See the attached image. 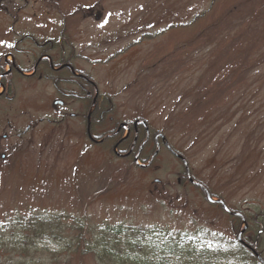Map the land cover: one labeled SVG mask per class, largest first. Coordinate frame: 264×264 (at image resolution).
<instances>
[{
  "label": "rangeland",
  "instance_id": "374dc122",
  "mask_svg": "<svg viewBox=\"0 0 264 264\" xmlns=\"http://www.w3.org/2000/svg\"><path fill=\"white\" fill-rule=\"evenodd\" d=\"M22 12L16 27L30 32L32 61L37 44L56 37L52 56L72 59L96 82L111 112L98 117L94 138L144 120L185 157L197 182L244 214L251 227L244 240L264 249V66L255 57L264 43L250 34L257 19L264 25V0H30ZM7 18L0 13L1 27L10 26ZM62 86L32 78L30 91H18L19 102L30 95L36 126L6 160L0 154V223L61 217L65 228L85 219L185 233L219 246L220 264H256L237 244L241 221L183 182V163L168 151L142 168L118 158L113 141L92 144L87 101L66 100L60 112L78 118L67 116L61 129L39 123L59 121L51 106Z\"/></svg>",
  "mask_w": 264,
  "mask_h": 264
},
{
  "label": "trees",
  "instance_id": "16d2710c",
  "mask_svg": "<svg viewBox=\"0 0 264 264\" xmlns=\"http://www.w3.org/2000/svg\"><path fill=\"white\" fill-rule=\"evenodd\" d=\"M258 20L250 26V34L264 43V25ZM255 57L264 66V47ZM13 218L0 223V264H72L76 260L81 264L92 260L96 264H220L224 254L219 246L185 233L108 224L94 227L85 219L65 228L61 217Z\"/></svg>",
  "mask_w": 264,
  "mask_h": 264
},
{
  "label": "flooded vegetation",
  "instance_id": "af4514ba",
  "mask_svg": "<svg viewBox=\"0 0 264 264\" xmlns=\"http://www.w3.org/2000/svg\"><path fill=\"white\" fill-rule=\"evenodd\" d=\"M24 7L30 10V0H0V13L7 15V20L10 21V26L5 28L1 27L2 22H0V41L6 42V45H11V47L0 46V53H3L0 55V112L5 116L0 119L4 123L0 122L2 129L0 154H3L1 156L3 160H6L10 154L11 144L14 141H22L24 137L30 135V129L36 126L35 122L32 127L30 125V117H33L30 116V95L28 100L20 102L17 100L18 91L19 93L26 92L25 90L30 91V79L32 78L44 82H54L59 87L61 84L63 86L70 84L77 88L74 91H68L63 86L58 88L57 95L59 94L60 99L54 100L51 107L58 113L59 121L41 118L39 123L48 122L61 129L66 125L67 116L71 119L78 118L76 113L60 112L70 106L66 100H85L90 102L85 115L86 128L90 129V134L93 137L92 129L98 115L103 118L109 112V110L101 108L104 99L100 98L93 80L86 74L77 71V67L72 64V59L60 62L52 56L50 50L54 47V43L51 41L42 44V46L37 44V48L33 51L37 59L32 61L30 32H25L28 29L16 27L23 17L22 10ZM28 19V23H30V17ZM32 62L33 65L30 67ZM24 108L27 111L22 114L19 113ZM126 132L125 134V130L122 128L116 133V145L122 152L120 157L138 156L142 159L141 157H143L147 147L151 148L153 145L161 149L164 146V141L159 133L153 136L148 129L140 130L137 124L133 125L132 128L129 127ZM124 146L126 148L121 149Z\"/></svg>",
  "mask_w": 264,
  "mask_h": 264
},
{
  "label": "water",
  "instance_id": "95a60500",
  "mask_svg": "<svg viewBox=\"0 0 264 264\" xmlns=\"http://www.w3.org/2000/svg\"><path fill=\"white\" fill-rule=\"evenodd\" d=\"M206 193H207V192H206ZM207 197H208V201H209V202H212V203L215 202V201H213V200L211 199V197L209 196L208 193H207ZM220 203H221V202H220ZM224 208H225L226 211H229V210L226 208V206H224ZM237 216H241V215L237 214ZM242 234H243V233H240V234H239V237H238L239 241H242ZM260 261H261L262 264H264V261H263V260L260 259Z\"/></svg>",
  "mask_w": 264,
  "mask_h": 264
},
{
  "label": "snow or ice",
  "instance_id": "6c2138e0",
  "mask_svg": "<svg viewBox=\"0 0 264 264\" xmlns=\"http://www.w3.org/2000/svg\"><path fill=\"white\" fill-rule=\"evenodd\" d=\"M101 27H103V25H101ZM0 46H8V47H11V45H6V42H4V41H0ZM0 55H3V53H0Z\"/></svg>",
  "mask_w": 264,
  "mask_h": 264
}]
</instances>
